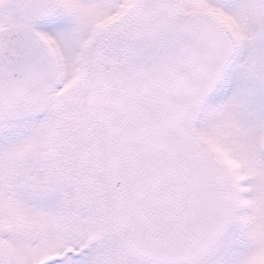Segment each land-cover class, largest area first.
Masks as SVG:
<instances>
[{
	"label": "snow or ice",
	"instance_id": "1",
	"mask_svg": "<svg viewBox=\"0 0 264 264\" xmlns=\"http://www.w3.org/2000/svg\"><path fill=\"white\" fill-rule=\"evenodd\" d=\"M0 264H264V0H0Z\"/></svg>",
	"mask_w": 264,
	"mask_h": 264
}]
</instances>
